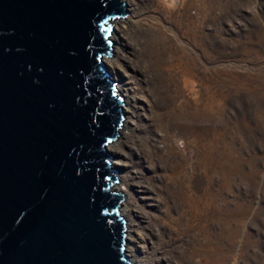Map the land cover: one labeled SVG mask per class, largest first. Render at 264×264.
<instances>
[{
	"label": "rangeland",
	"instance_id": "374dc122",
	"mask_svg": "<svg viewBox=\"0 0 264 264\" xmlns=\"http://www.w3.org/2000/svg\"><path fill=\"white\" fill-rule=\"evenodd\" d=\"M125 1L104 64L128 261L264 264V0Z\"/></svg>",
	"mask_w": 264,
	"mask_h": 264
},
{
	"label": "water",
	"instance_id": "95a60500",
	"mask_svg": "<svg viewBox=\"0 0 264 264\" xmlns=\"http://www.w3.org/2000/svg\"><path fill=\"white\" fill-rule=\"evenodd\" d=\"M120 0H0V264H133L107 145Z\"/></svg>",
	"mask_w": 264,
	"mask_h": 264
},
{
	"label": "bare ground",
	"instance_id": "6f19581e",
	"mask_svg": "<svg viewBox=\"0 0 264 264\" xmlns=\"http://www.w3.org/2000/svg\"><path fill=\"white\" fill-rule=\"evenodd\" d=\"M126 2L125 0H120V2ZM159 3H160V5L161 6H165V7H167L168 9H171L172 8V6H174V2H176L177 0H171V2L169 3V0H157ZM128 19V17L127 18H124V19H116L115 18V20L114 19H112L111 20V23L110 24H112V27H111V31H110V39H111V36L112 35H115V30L117 29H115V28H113V26L115 27L116 25H117V23L118 22H120V21H123V20H127ZM113 33V34H112ZM113 47V46H112ZM103 61H104V63H108L109 61H110V58H105V57H103ZM105 68H106V65H105ZM107 69V68H106ZM108 71V70H107ZM113 80V79H112ZM117 86H119V87H117ZM116 88H117V92H119V90L121 91V86L120 85H116ZM126 112H128V110H127V105H125V107L123 108V106H122V113H123V116L124 115H126ZM126 122V120L124 121V123H123V125H122V128L119 130V134L120 135H122V132H123V129L125 128V123ZM116 145V141L115 142H112V143H110V144H108L107 145V150H112V148L114 147ZM112 165L115 167V163L112 161V163H111V167H112ZM117 176H118V178L120 177V175L119 174H117ZM111 191H121L119 188H117V185H113L112 186V188H111ZM124 204H125V202H123V203H121V210H120V212L122 213V215H124L123 213L125 212V210L123 209L124 208ZM119 210V209H118ZM125 232V231H124ZM125 247V246H124ZM125 249V248H124Z\"/></svg>",
	"mask_w": 264,
	"mask_h": 264
}]
</instances>
